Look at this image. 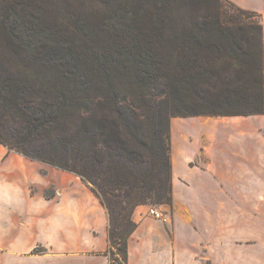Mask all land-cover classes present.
Here are the masks:
<instances>
[{
  "label": "trees",
  "instance_id": "trees-1",
  "mask_svg": "<svg viewBox=\"0 0 264 264\" xmlns=\"http://www.w3.org/2000/svg\"><path fill=\"white\" fill-rule=\"evenodd\" d=\"M255 114V11L229 0H0V144L90 187L108 213L109 264H127L138 205L172 203L171 119Z\"/></svg>",
  "mask_w": 264,
  "mask_h": 264
},
{
  "label": "crops",
  "instance_id": "crops-1",
  "mask_svg": "<svg viewBox=\"0 0 264 264\" xmlns=\"http://www.w3.org/2000/svg\"><path fill=\"white\" fill-rule=\"evenodd\" d=\"M229 1L259 14L264 60V0ZM170 134L172 203L135 208L127 264H264V114L173 117ZM108 247L78 175L0 144V264H109Z\"/></svg>",
  "mask_w": 264,
  "mask_h": 264
},
{
  "label": "built area",
  "instance_id": "built-area-1",
  "mask_svg": "<svg viewBox=\"0 0 264 264\" xmlns=\"http://www.w3.org/2000/svg\"><path fill=\"white\" fill-rule=\"evenodd\" d=\"M153 216L160 218V219H165V214L162 210L156 208V207H151L149 211ZM117 264H122V263H117Z\"/></svg>",
  "mask_w": 264,
  "mask_h": 264
},
{
  "label": "rangeland",
  "instance_id": "rangeland-1",
  "mask_svg": "<svg viewBox=\"0 0 264 264\" xmlns=\"http://www.w3.org/2000/svg\"><path fill=\"white\" fill-rule=\"evenodd\" d=\"M38 161V160H37ZM152 207V206H151ZM154 207H156V208H158L159 206H154Z\"/></svg>",
  "mask_w": 264,
  "mask_h": 264
}]
</instances>
